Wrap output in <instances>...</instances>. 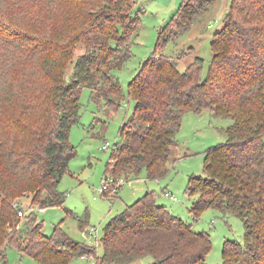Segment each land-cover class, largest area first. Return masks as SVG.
<instances>
[{
  "label": "trees",
  "instance_id": "1",
  "mask_svg": "<svg viewBox=\"0 0 264 264\" xmlns=\"http://www.w3.org/2000/svg\"><path fill=\"white\" fill-rule=\"evenodd\" d=\"M0 1L1 47L8 52L0 65V259L14 245L38 264H71L77 257L129 264L145 256L154 258L150 264H208L210 234L158 204L152 190L104 225L101 256L95 244L73 238L61 224L44 233L36 211L66 200L59 185L77 155L70 134L80 120L81 91L89 87L100 107L121 104L117 72L133 55L141 11L136 0ZM215 1L182 0L161 28L128 85L133 113L120 127L105 175L122 181L119 190L144 170L148 179L160 180L171 171L172 145L186 112L209 109L233 119L226 141L205 152L204 173L192 174L186 191L197 196L195 216L215 208L243 221L244 241L227 240L221 264H264V0H229L223 27L212 35L206 75L202 57L182 71L177 59L161 52ZM79 45L84 51L68 76ZM118 193L102 196L113 201ZM26 196L35 207L30 214L19 200ZM80 227L88 229V218Z\"/></svg>",
  "mask_w": 264,
  "mask_h": 264
},
{
  "label": "rangeland",
  "instance_id": "2",
  "mask_svg": "<svg viewBox=\"0 0 264 264\" xmlns=\"http://www.w3.org/2000/svg\"><path fill=\"white\" fill-rule=\"evenodd\" d=\"M182 0H136L135 9L141 11L142 26L139 35L134 39L131 59L125 67L117 72L121 82L124 98L117 108L99 106L92 99V91L84 87L80 94L81 116L77 124L72 126L70 141L77 148V155L72 159L68 172L64 175L59 189L67 194L61 206L38 209L39 219L43 220V231L49 235L55 225L61 224L73 238L94 244V239L86 230H98V243H95L98 255L103 253L102 236L105 223L126 204L134 202L147 190L155 191L157 203L165 205L183 220L193 225L197 232H208L212 239V248L206 257L208 264H221L223 250L227 240L244 241V224L240 217L215 208H207L195 216L191 211L197 196L187 191L189 178L192 174L203 175L205 152L212 146L223 143L227 139L226 128L233 119L217 117L206 109L201 113L188 111L185 113L175 143L172 145L169 167L170 173L160 179H148L146 171L136 180L126 181L119 190L117 197L111 201L100 193L102 180L105 177L107 161L112 147L119 139V130L133 113L135 101L128 93V85L138 72L142 63L151 55L159 38V32L171 19ZM0 1V12L4 9ZM37 8L32 9L34 11ZM229 0H216L207 10L201 13L187 31L175 40L169 41L161 50L162 53L179 61L180 70H185L196 56L204 59L203 74L206 75L213 56L211 49L212 35L223 27V18L227 14ZM0 65L8 55L1 47ZM190 48H193L194 52ZM84 47L78 46L72 62L66 69L68 76L74 70L75 60L83 53ZM185 52L181 59L179 56ZM30 60H27L28 63ZM109 142L110 147L103 145ZM169 190L178 197L174 201L163 191ZM25 214H30L33 207L32 197L19 199ZM70 210V211H69ZM70 213H69V212ZM88 218L89 227L82 230L80 219ZM95 257L75 258L71 264H94ZM152 256L139 258L129 264H150ZM0 264H38L35 258L22 253L17 246L10 245L6 260Z\"/></svg>",
  "mask_w": 264,
  "mask_h": 264
},
{
  "label": "built area",
  "instance_id": "3",
  "mask_svg": "<svg viewBox=\"0 0 264 264\" xmlns=\"http://www.w3.org/2000/svg\"><path fill=\"white\" fill-rule=\"evenodd\" d=\"M109 147H110L109 142H106L103 145L104 149H108ZM121 184H122L121 180H116L112 175L107 174V175H105V177L102 180L100 193L105 194L106 192H110V194H112V195L116 194L117 192H119V187L121 186ZM172 197H173V199L178 200L177 197H175V196H172ZM20 214L22 215V212H20ZM87 232L90 233L91 236L93 237V239L95 241L94 244L99 242L97 229L90 228L89 231H87ZM84 258H86V257H84ZM94 264H96V262H94Z\"/></svg>",
  "mask_w": 264,
  "mask_h": 264
},
{
  "label": "crops",
  "instance_id": "4",
  "mask_svg": "<svg viewBox=\"0 0 264 264\" xmlns=\"http://www.w3.org/2000/svg\"><path fill=\"white\" fill-rule=\"evenodd\" d=\"M170 192H171V191H170ZM172 200H173V199H172ZM174 201H175V200H174ZM126 205H127V204H126ZM126 205H125V206H126ZM124 208H125V207H124ZM124 208H123V209H124ZM123 209H122V210H123ZM122 210H121V211H122ZM119 212H120V211H119ZM119 212H118V213H119ZM113 216H114V215H113ZM109 220H110V219H109ZM109 220H108V221H109ZM108 221H107V222H108ZM107 222H106V223H107ZM106 223H105V224H106ZM86 231H88V230H86Z\"/></svg>",
  "mask_w": 264,
  "mask_h": 264
}]
</instances>
